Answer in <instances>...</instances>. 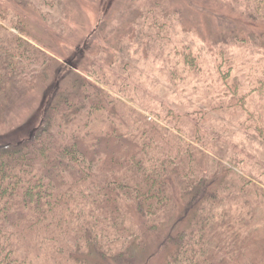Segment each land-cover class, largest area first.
<instances>
[{
    "label": "trees",
    "instance_id": "1",
    "mask_svg": "<svg viewBox=\"0 0 264 264\" xmlns=\"http://www.w3.org/2000/svg\"><path fill=\"white\" fill-rule=\"evenodd\" d=\"M247 6L248 36L235 41L255 49L264 0ZM2 40L0 80L35 71L48 89L64 64L22 36ZM67 69L27 134L0 140V264H264L263 187L211 156L186 116L139 110ZM231 69L217 77L229 96L219 105L244 111L240 124L264 143V101L248 103Z\"/></svg>",
    "mask_w": 264,
    "mask_h": 264
},
{
    "label": "rangeland",
    "instance_id": "2",
    "mask_svg": "<svg viewBox=\"0 0 264 264\" xmlns=\"http://www.w3.org/2000/svg\"><path fill=\"white\" fill-rule=\"evenodd\" d=\"M44 1L52 3L0 0L2 36H22L64 64L56 66L57 77L49 78L48 89L35 79V71L23 80L19 73L9 80L5 74L0 80V89L5 87L0 140L15 142L27 134L38 121L47 91L61 85L60 76L69 67L70 73L99 77L111 94L139 110L168 107L186 116L187 123L199 125V141L207 137L204 147L211 156L264 189V143L240 124L244 111L231 118L217 100L219 95L229 99L217 85L218 75L229 66L228 82H238L247 102L264 101V45L256 52L235 41V36H248L250 0H55L50 7ZM91 29L100 37L97 33L84 41ZM259 29L264 32L261 18ZM6 47L2 40L1 54ZM4 58L0 56V76L7 69L1 65Z\"/></svg>",
    "mask_w": 264,
    "mask_h": 264
}]
</instances>
